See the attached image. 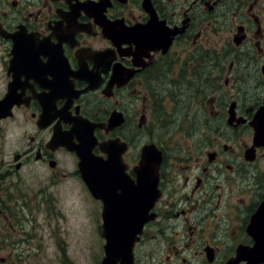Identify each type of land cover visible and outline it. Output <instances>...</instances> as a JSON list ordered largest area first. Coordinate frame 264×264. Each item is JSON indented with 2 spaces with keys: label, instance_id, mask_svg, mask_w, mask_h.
<instances>
[{
  "label": "flooded vegetation",
  "instance_id": "obj_1",
  "mask_svg": "<svg viewBox=\"0 0 264 264\" xmlns=\"http://www.w3.org/2000/svg\"><path fill=\"white\" fill-rule=\"evenodd\" d=\"M5 98L0 264H33L36 233L65 218L69 181L93 203L101 264L103 203L76 153L50 144L58 134L77 146L87 131L122 148L112 242L122 245L128 215L145 211L131 264H264V217L253 223L264 203V0H0ZM181 112L193 124L168 129ZM149 119L172 122L152 136ZM146 146L160 155L153 186L140 180ZM91 155L106 159L98 146Z\"/></svg>",
  "mask_w": 264,
  "mask_h": 264
},
{
  "label": "water",
  "instance_id": "obj_2",
  "mask_svg": "<svg viewBox=\"0 0 264 264\" xmlns=\"http://www.w3.org/2000/svg\"><path fill=\"white\" fill-rule=\"evenodd\" d=\"M11 106L12 103L8 102L6 98L0 102V119L6 117L9 114V109ZM42 122L43 120L40 119L39 123L41 124ZM259 124H260L259 127L262 128L263 124L261 125L260 121ZM43 125H45V123H43ZM61 140L62 138L60 137V135L54 134L52 138V143L50 144L56 143V145H63L69 151H74L76 153V155L79 158L78 169L81 174V178L84 182L85 187L87 188L91 197H93L96 200H100L103 203L102 236L106 239L107 242L103 247L104 257L101 261V264H116L117 261L119 262L121 261L120 264H131L132 261L131 251L133 248V243L136 240L135 235L140 232L142 223L146 221H145V211L142 214H139L137 212H136L137 214L136 213H133L131 215L129 214L127 217L129 223L128 222L127 223L131 225V232L130 230L126 232V237H125L126 241L122 245H116L112 242L113 238L116 237V235L118 234V231L114 228L111 220L112 206H110L111 205L110 203L112 202V196L110 194L111 193L110 185L115 184L116 186L120 185V187L126 186L125 184L126 176L125 174L122 173V170H124L123 168L124 166L121 164V153H122L121 146L120 145L118 146L117 141H107L105 143L97 144L93 136L90 135V131L83 132L79 135L78 137L79 144L77 146L74 145L69 146L66 143L62 142ZM95 146H98L99 150L106 155V159L103 160V158H98L91 155V149ZM159 161H160V155L155 153L153 146H146L143 149L141 169L148 168L147 169L148 171L143 170L144 172L140 176V180L144 176L142 182L147 184V180H148L149 181L148 184L153 186L151 180L153 176L150 173V171L158 166ZM111 169L112 171L109 172ZM144 183L143 185H145ZM128 190L131 189L130 188L125 189V191ZM143 200L145 201L146 198H143ZM148 202L149 203L151 202L150 196L148 197ZM263 213H264V203L261 205L258 213L255 214L254 216L255 219L253 220V223L261 220L262 216L264 217ZM259 249L260 247L257 245L256 247L250 250V254H254L255 252L258 253ZM239 254H241V251L239 252ZM248 264H252V263L248 262Z\"/></svg>",
  "mask_w": 264,
  "mask_h": 264
},
{
  "label": "rangeland",
  "instance_id": "obj_3",
  "mask_svg": "<svg viewBox=\"0 0 264 264\" xmlns=\"http://www.w3.org/2000/svg\"><path fill=\"white\" fill-rule=\"evenodd\" d=\"M179 117L183 119L181 125L173 123L167 128H176L175 126L189 127L195 120L194 116L185 115L182 117V112ZM159 127L161 126L156 119H149V128L155 129L152 136L160 132ZM178 137L176 133L174 140ZM20 176L23 175L20 174ZM69 182L65 185L67 190L64 188L62 191L61 208L65 218L60 221L59 231L54 230L53 224L55 223L51 222L46 230L36 233V239L32 241L31 246L38 245V240H41L43 247H35L36 253L33 264H94L97 256L101 255V246H99L98 241L101 238L98 239L95 234L97 232L91 224L92 210H94L93 203L90 197L86 196V193L81 195L78 190L72 189L74 184L71 181ZM35 223L37 226L44 225L43 215H36ZM57 246L62 247L56 248ZM28 247V245L21 246V252L28 254L32 252ZM41 256H43V260H41ZM64 256H67V261H64ZM20 264L28 263L26 261Z\"/></svg>",
  "mask_w": 264,
  "mask_h": 264
},
{
  "label": "trees",
  "instance_id": "obj_4",
  "mask_svg": "<svg viewBox=\"0 0 264 264\" xmlns=\"http://www.w3.org/2000/svg\"><path fill=\"white\" fill-rule=\"evenodd\" d=\"M158 121V123L160 124V128H162V127H165L166 126V124H168V123H170V122H172V119H162V120H157Z\"/></svg>",
  "mask_w": 264,
  "mask_h": 264
}]
</instances>
